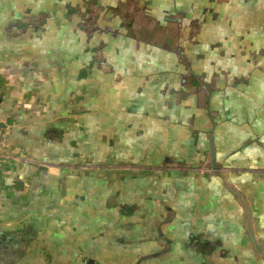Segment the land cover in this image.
I'll return each instance as SVG.
<instances>
[{"label": "crops", "instance_id": "obj_1", "mask_svg": "<svg viewBox=\"0 0 264 264\" xmlns=\"http://www.w3.org/2000/svg\"><path fill=\"white\" fill-rule=\"evenodd\" d=\"M262 45L264 0H0V264H264Z\"/></svg>", "mask_w": 264, "mask_h": 264}, {"label": "flooded vegetation", "instance_id": "obj_2", "mask_svg": "<svg viewBox=\"0 0 264 264\" xmlns=\"http://www.w3.org/2000/svg\"><path fill=\"white\" fill-rule=\"evenodd\" d=\"M184 4V3H183ZM182 4V5H183ZM186 10L188 11L189 8L185 7L184 9L180 8V13L185 14V19L187 20L186 23H182L181 22V28L183 30H185L186 34H182L183 38L181 39V43L180 45L176 48V50L173 49V53L174 55H176V57L178 58V63L176 66V70L177 72V76L179 78L180 81H183L185 79L192 81H196L198 84L205 85L209 84V82H207L206 80L204 81L203 79L208 78V74L205 77H202L199 79L198 75H196V77H193L192 74H190V71L192 69V71L194 70V68L197 66V64L199 63H203L206 61H213L212 59H210L209 57L206 56L207 52H198L200 51V49H197L195 47H197L199 45V37L201 34V30L203 28V25H205V23L209 20L208 18L211 16V19H214V17L217 18V13L211 8H209V6L207 7H198L195 8L193 7L190 12H186ZM216 13V14H215ZM190 15V17H189ZM171 17V16H170ZM173 17V15H172ZM215 18V19H216ZM214 21V20H212ZM85 25V30L88 32L90 31H100V28L96 27V26H91L90 25V21H86L84 22ZM202 27V28H201ZM189 29V31L186 32V30ZM201 45V43H200ZM183 47V48H182ZM214 47L219 48L220 45H214ZM184 49V50H182ZM179 50V53H178ZM202 51V50H201ZM205 51V50H204ZM220 53V52H219ZM215 55V51H213L212 53H210V56H214ZM219 56V55H218ZM223 57V56H222ZM233 58L234 61L232 65L234 68H237L238 70H241V72L239 73V75L245 80L252 78L253 74L252 71L250 70V68L253 66L254 68H256V78H258V72H260L261 70H264V45H262V47L260 48V50H256L255 55L253 54L251 57L247 58ZM225 62L228 64H231V60H229V57H225ZM182 67V68H181ZM186 70V73L184 72V70ZM184 72V73H183ZM250 76V77H249ZM210 78V77H209ZM236 80V79H235ZM239 81H241L242 79H237ZM236 80V81H237ZM212 82H214L212 80ZM175 169H184L187 171H198L201 172L203 175H212V168L209 166L208 168H204L203 166H199L197 168L194 167H186L183 168L182 165H178V166H174Z\"/></svg>", "mask_w": 264, "mask_h": 264}, {"label": "water", "instance_id": "obj_3", "mask_svg": "<svg viewBox=\"0 0 264 264\" xmlns=\"http://www.w3.org/2000/svg\"><path fill=\"white\" fill-rule=\"evenodd\" d=\"M218 174L219 172L216 170L214 171V174ZM231 190L234 192V194L242 201L243 203V207L245 210V216H246V228H247V234L250 238V241L252 243V246L254 247L255 251L257 252V254L260 256V258L262 260H264V250L260 247V245L258 244L255 234L253 232L252 229V222H251V212H250V208L247 204V202L244 200V198L237 192L235 191V189L233 187H230Z\"/></svg>", "mask_w": 264, "mask_h": 264}, {"label": "rangeland", "instance_id": "obj_4", "mask_svg": "<svg viewBox=\"0 0 264 264\" xmlns=\"http://www.w3.org/2000/svg\"><path fill=\"white\" fill-rule=\"evenodd\" d=\"M254 3L256 4V1ZM258 18H260V17L258 16Z\"/></svg>", "mask_w": 264, "mask_h": 264}]
</instances>
